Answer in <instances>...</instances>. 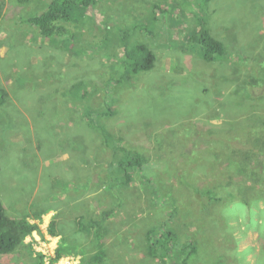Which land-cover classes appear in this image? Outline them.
Wrapping results in <instances>:
<instances>
[{"label":"rangeland","instance_id":"1","mask_svg":"<svg viewBox=\"0 0 264 264\" xmlns=\"http://www.w3.org/2000/svg\"><path fill=\"white\" fill-rule=\"evenodd\" d=\"M46 2L0 0V200L18 220L47 210L0 264H32L28 244L53 264L61 238L94 253L76 219L109 208L107 264H185L184 243L198 247L187 264H264V0H98L54 41L22 21ZM198 20L225 56L209 62L186 43ZM122 32L157 60L109 84L127 67ZM89 107H112L103 123L147 158L128 185L123 173L106 181L111 149ZM152 229L175 232L168 257L148 255Z\"/></svg>","mask_w":264,"mask_h":264},{"label":"trees","instance_id":"2","mask_svg":"<svg viewBox=\"0 0 264 264\" xmlns=\"http://www.w3.org/2000/svg\"><path fill=\"white\" fill-rule=\"evenodd\" d=\"M17 1L20 4H30L35 0ZM46 3L44 11L29 15L22 21L34 27L46 40L54 41L59 36L65 35L72 30L71 25L75 14L94 9L98 0H48ZM160 10L162 11L161 8ZM107 30H109V27ZM125 35H127V32H122L120 35V46L126 54L127 67L119 77L110 80L109 84L113 81L117 84H123L132 80L135 75L142 72H150L155 67L157 55L149 44L143 42L130 43L125 39ZM184 37L186 43L191 44L195 49L197 48L206 61H215L227 53L225 44L222 40L213 36L205 20H198V27L191 30ZM7 96L6 89L0 86V106L6 103ZM113 113L112 107L106 111L89 107L84 112L90 122V126L101 131L105 145L111 149V160L108 162V169L105 174L106 181H110L113 184L115 183L114 176L117 173H123L122 178L125 179L121 178V184L128 185L132 181L133 170L146 168L147 158L140 151L129 148L123 136L116 137L110 132L107 125L103 123L102 118L113 115ZM113 212L114 209L109 208L96 217L86 213L79 215L76 219V226L80 232L93 236L96 251L89 255L82 245L70 243L66 238H61L55 255L52 257V263L56 264L67 255H76L81 257L80 264H107L106 241L110 230L108 225L111 222ZM46 213L47 210L43 209L38 210L36 214H27L23 220L14 219L8 215L5 205L0 200V255L13 253L24 246L26 238L40 229L39 223L43 220V216ZM30 219L37 220L39 223H32ZM49 233L52 236L60 235L57 230L56 219L51 221ZM173 236H175V232L171 229H165L164 238L157 237L155 229L150 230L148 233V255L152 258L168 257V254L176 249L170 243ZM27 247L33 258L32 264H45L43 253L35 252L31 244H28ZM179 252L185 254L184 262L187 264L188 259L198 252V247L196 244L184 243Z\"/></svg>","mask_w":264,"mask_h":264}]
</instances>
